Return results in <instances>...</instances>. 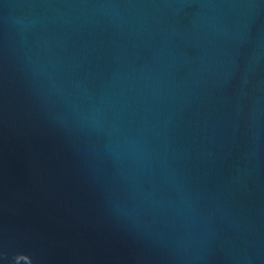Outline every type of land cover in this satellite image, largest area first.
I'll return each mask as SVG.
<instances>
[{
	"label": "water",
	"instance_id": "water-1",
	"mask_svg": "<svg viewBox=\"0 0 264 264\" xmlns=\"http://www.w3.org/2000/svg\"><path fill=\"white\" fill-rule=\"evenodd\" d=\"M0 264H264V0H0Z\"/></svg>",
	"mask_w": 264,
	"mask_h": 264
}]
</instances>
